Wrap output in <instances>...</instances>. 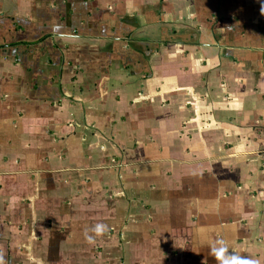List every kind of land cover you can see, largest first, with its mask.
<instances>
[{
	"label": "crops",
	"instance_id": "0c3cea01",
	"mask_svg": "<svg viewBox=\"0 0 264 264\" xmlns=\"http://www.w3.org/2000/svg\"><path fill=\"white\" fill-rule=\"evenodd\" d=\"M0 264H264V4L0 0Z\"/></svg>",
	"mask_w": 264,
	"mask_h": 264
},
{
	"label": "clouds",
	"instance_id": "9594fccd",
	"mask_svg": "<svg viewBox=\"0 0 264 264\" xmlns=\"http://www.w3.org/2000/svg\"><path fill=\"white\" fill-rule=\"evenodd\" d=\"M261 4H264V0H260Z\"/></svg>",
	"mask_w": 264,
	"mask_h": 264
}]
</instances>
